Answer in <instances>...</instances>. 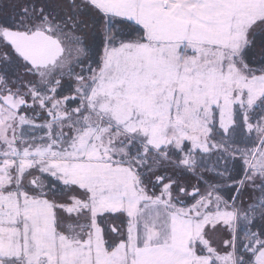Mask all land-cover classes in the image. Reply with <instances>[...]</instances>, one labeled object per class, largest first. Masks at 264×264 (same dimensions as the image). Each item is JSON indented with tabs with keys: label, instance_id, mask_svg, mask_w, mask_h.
Instances as JSON below:
<instances>
[{
	"label": "snow or ice",
	"instance_id": "snow-or-ice-1",
	"mask_svg": "<svg viewBox=\"0 0 264 264\" xmlns=\"http://www.w3.org/2000/svg\"><path fill=\"white\" fill-rule=\"evenodd\" d=\"M0 264H264V0H0Z\"/></svg>",
	"mask_w": 264,
	"mask_h": 264
}]
</instances>
